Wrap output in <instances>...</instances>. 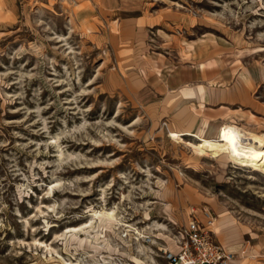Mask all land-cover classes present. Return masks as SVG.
Listing matches in <instances>:
<instances>
[{
  "label": "rangeland",
  "instance_id": "1",
  "mask_svg": "<svg viewBox=\"0 0 264 264\" xmlns=\"http://www.w3.org/2000/svg\"><path fill=\"white\" fill-rule=\"evenodd\" d=\"M202 81L250 91L172 130L162 98ZM228 125L264 150V0H0V264H165L191 207L264 264V161Z\"/></svg>",
  "mask_w": 264,
  "mask_h": 264
},
{
  "label": "crops",
  "instance_id": "2",
  "mask_svg": "<svg viewBox=\"0 0 264 264\" xmlns=\"http://www.w3.org/2000/svg\"><path fill=\"white\" fill-rule=\"evenodd\" d=\"M200 83L168 90L162 98L164 101L163 115L169 117V124L174 131L179 130L186 134L189 131L197 132L201 136L209 137L216 134L222 123L234 121L236 113H233L234 110L228 108V105L247 98L250 86L241 82L223 89L210 83L202 84L203 81ZM172 247L171 245L170 248Z\"/></svg>",
  "mask_w": 264,
  "mask_h": 264
},
{
  "label": "built area",
  "instance_id": "3",
  "mask_svg": "<svg viewBox=\"0 0 264 264\" xmlns=\"http://www.w3.org/2000/svg\"><path fill=\"white\" fill-rule=\"evenodd\" d=\"M213 218L206 209L190 208L173 241L175 249H162L165 264H230L233 253L214 237Z\"/></svg>",
  "mask_w": 264,
  "mask_h": 264
},
{
  "label": "bare ground",
  "instance_id": "4",
  "mask_svg": "<svg viewBox=\"0 0 264 264\" xmlns=\"http://www.w3.org/2000/svg\"><path fill=\"white\" fill-rule=\"evenodd\" d=\"M253 138L252 135L242 132L239 128L228 125L220 129L218 141L221 145L219 148L228 149L234 159H240L250 166H257L256 163L264 161V150L250 146ZM109 216L112 217V214Z\"/></svg>",
  "mask_w": 264,
  "mask_h": 264
}]
</instances>
